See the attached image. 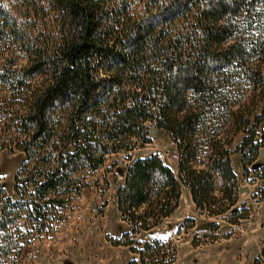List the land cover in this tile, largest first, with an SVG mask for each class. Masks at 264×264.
<instances>
[{"label": "trees", "instance_id": "obj_1", "mask_svg": "<svg viewBox=\"0 0 264 264\" xmlns=\"http://www.w3.org/2000/svg\"><path fill=\"white\" fill-rule=\"evenodd\" d=\"M149 122L175 142L178 175L157 153L132 154L151 141ZM262 146L264 0H0V151L25 154L19 199L0 202V264L26 249L18 220L44 231L61 217L48 205L121 151L116 202L135 233L175 211L181 184L198 209L238 224L250 210L231 156L264 179ZM134 237L119 240L141 244L131 264L164 263L158 240Z\"/></svg>", "mask_w": 264, "mask_h": 264}, {"label": "rangeland", "instance_id": "obj_2", "mask_svg": "<svg viewBox=\"0 0 264 264\" xmlns=\"http://www.w3.org/2000/svg\"><path fill=\"white\" fill-rule=\"evenodd\" d=\"M148 127L151 141L139 144L132 154L137 157L157 153L178 175V150L169 132L154 122H149ZM241 136L237 135L235 142ZM126 154L121 151L108 155L103 167L85 175L87 184L82 192L64 194V205L50 203L46 210H57L61 217L51 219L44 231L37 232L25 218L18 220L28 244L17 264H131L133 260L140 261V254L131 246L141 244L125 245L119 240L132 236L139 242H160L164 263L156 260L155 264H264V179L252 166L245 174L240 151L231 158L238 179L239 203L244 202L250 210L247 219L232 224L226 218L228 214L208 215L196 207L189 188L181 184L175 211L151 231L138 233L121 218L116 202V190L123 179L119 165L128 162ZM24 159L19 149L0 151V202L7 197L19 199L14 189L15 175ZM256 161L264 164V146ZM188 220H194V225L188 227Z\"/></svg>", "mask_w": 264, "mask_h": 264}]
</instances>
